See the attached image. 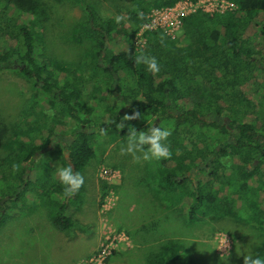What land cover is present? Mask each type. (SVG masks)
<instances>
[{"label":"trees","instance_id":"16d2710c","mask_svg":"<svg viewBox=\"0 0 264 264\" xmlns=\"http://www.w3.org/2000/svg\"><path fill=\"white\" fill-rule=\"evenodd\" d=\"M75 1L86 9V30L95 38L85 66L91 74L81 71L60 79L39 50L40 22L32 16L21 23L7 14L24 12L29 0H0V39L4 40H0V73L15 69L32 80L41 96L31 104L33 110L39 106L38 112L13 132L15 152L0 159V224L7 212L22 208L27 195L47 204L57 229L72 225L71 205L82 204L84 185L65 198L56 169L70 162L81 173L95 156L94 139L101 128L106 130L103 137L127 138V127L120 131L109 122L92 126L88 97L99 86L89 93L85 86L94 79L100 84L111 80L110 91L123 104L112 120L119 122L125 114L139 111L140 119L125 121L138 131L150 127H143L149 119L163 126L172 123L167 141L172 156L158 161L156 187L167 204L186 203L188 223L235 216L264 231V0H230L237 5L233 12L185 16L180 47L160 32H146L143 47L133 40L152 9L179 0H129L130 30L115 19H102L82 0ZM141 53L157 58L159 73L153 75L145 65L135 63ZM122 68L134 75L132 87L120 89ZM50 110L53 116L48 115ZM204 112L211 116L209 122L201 119ZM217 116L228 121L234 134L217 122ZM72 119L77 125L66 139L67 133L57 129ZM193 128L196 136L187 138V130ZM204 129L209 132L198 135ZM55 140L64 153L36 165L41 152ZM14 164L19 165L17 171Z\"/></svg>","mask_w":264,"mask_h":264},{"label":"rangeland","instance_id":"374dc122","mask_svg":"<svg viewBox=\"0 0 264 264\" xmlns=\"http://www.w3.org/2000/svg\"><path fill=\"white\" fill-rule=\"evenodd\" d=\"M82 1L85 6L93 7L102 19H114L121 14L127 17L131 8L129 0ZM26 4L29 7L24 12L7 14L21 23H28L32 16L40 22L39 50L55 75L61 79L84 71L85 76H89L91 71L85 66L95 38L86 30V9L75 0H29ZM2 8L0 3V10ZM120 25L130 30L128 20ZM179 36L181 32L172 40L177 47L181 46ZM133 40L137 46H145L146 39L137 42L135 35ZM110 45L115 46V43ZM118 48L119 45L115 47ZM119 76L120 89L134 85L135 78L129 70L120 69ZM111 84V80L100 84L94 79L86 83V93L99 86L88 97L93 106V127L112 121L123 107L116 98L118 94L110 91ZM38 89L32 80L11 67L0 73V159L15 152L13 132L23 128L26 120H31L30 115L38 112L39 106L31 109L33 100L41 98ZM208 116L204 112L201 119L207 120ZM154 124L170 129L172 123L163 126L149 119L143 127ZM76 125L72 119L57 130L66 132L68 139ZM197 132L193 128L185 135L191 138ZM208 132L204 129L198 135ZM126 141L127 138H107L101 134L94 139L95 156L81 172L83 201L79 206L71 205L73 223L68 229H57L52 224L47 204L36 198L27 199V195L22 208L13 212L16 217L7 212L0 224V264H88L102 244L111 249L100 264H226V261L227 264H243L242 255L248 253L264 258V231L246 220L225 216L190 224L186 220V203L176 207L153 203L152 196H162L156 187L158 161L136 163L131 155H121L120 148ZM48 147L41 152L43 155L36 160V165L64 153L59 140ZM225 239L229 247L220 249ZM226 251L231 253L229 258L222 256Z\"/></svg>","mask_w":264,"mask_h":264},{"label":"clouds","instance_id":"9594fccd","mask_svg":"<svg viewBox=\"0 0 264 264\" xmlns=\"http://www.w3.org/2000/svg\"><path fill=\"white\" fill-rule=\"evenodd\" d=\"M101 15H104V13H101ZM114 19L117 24H120L121 22H127V17L122 14L116 15ZM161 43H163V39H161ZM135 63L145 65L147 70L153 75L160 72V64L157 58L154 56L141 53L135 57ZM48 115L53 116L54 112L50 110ZM140 118V112L133 111L131 114H125L119 122H116L115 120L109 121V123L115 124L116 128L120 131L126 127L128 128L127 141L126 144H122L120 148V154L131 155L133 161L136 163L143 161H159L170 159L172 156V150L167 141L172 135V130L169 128L152 125L147 127L146 130L138 131L135 127H129V124L125 123V121L128 122ZM100 134L106 135V130L101 128ZM18 169L19 165L14 164L13 170L17 171ZM56 176L63 187V196L65 198H71L74 196L84 185L83 175L80 172L74 170L71 164H68L66 167L57 168ZM228 247L227 240L225 239L223 246L220 249H227ZM224 255L229 258L231 253L230 251H226L222 256ZM242 256L243 264H264V258L259 255L254 256L253 254L248 253Z\"/></svg>","mask_w":264,"mask_h":264},{"label":"built area","instance_id":"2783aa9c","mask_svg":"<svg viewBox=\"0 0 264 264\" xmlns=\"http://www.w3.org/2000/svg\"><path fill=\"white\" fill-rule=\"evenodd\" d=\"M237 5L230 0H179L173 6L152 9L146 20L136 33L137 42H145L146 32H160L171 40L178 36L182 28V19L197 12L206 15H223L233 12ZM111 247L102 244L100 249L92 254L88 264H100Z\"/></svg>","mask_w":264,"mask_h":264},{"label":"flooded vegetation","instance_id":"af4514ba","mask_svg":"<svg viewBox=\"0 0 264 264\" xmlns=\"http://www.w3.org/2000/svg\"><path fill=\"white\" fill-rule=\"evenodd\" d=\"M208 116V115H207ZM208 118H211V116H208ZM217 122L220 124V125H223L226 127V129L228 130V132L230 134H234V130L230 127V125H228V121L222 117H219L217 116ZM210 119L207 120V122H209ZM228 138H232L231 136H228Z\"/></svg>","mask_w":264,"mask_h":264},{"label":"crops","instance_id":"0c3cea01","mask_svg":"<svg viewBox=\"0 0 264 264\" xmlns=\"http://www.w3.org/2000/svg\"><path fill=\"white\" fill-rule=\"evenodd\" d=\"M151 199H152L153 203H154V202L166 203V202L164 201L163 196L160 197V196H156V195H155V196H152ZM154 199H155V200H154ZM158 200H159V201H158ZM171 207H172V206H171ZM173 207H176V206H173ZM159 208H160V206L158 207V209H159ZM171 210H172V209H171ZM171 210H170V211H171ZM14 213H15V212H14ZM10 216H12V217L14 218V217H16V214L11 213ZM52 224H53V223H52ZM94 248H95V247H94Z\"/></svg>","mask_w":264,"mask_h":264},{"label":"water","instance_id":"95a60500","mask_svg":"<svg viewBox=\"0 0 264 264\" xmlns=\"http://www.w3.org/2000/svg\"><path fill=\"white\" fill-rule=\"evenodd\" d=\"M48 148H49V147H48ZM65 157L68 158V154H66ZM69 164H71V163L69 162ZM71 165H72V164H71ZM72 166H73V165H72ZM73 169H74V167H73Z\"/></svg>","mask_w":264,"mask_h":264}]
</instances>
